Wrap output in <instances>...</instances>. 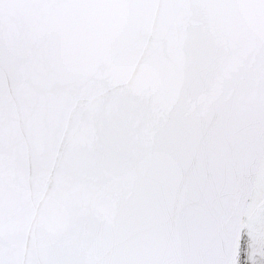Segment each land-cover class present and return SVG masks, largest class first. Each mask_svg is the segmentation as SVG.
Here are the masks:
<instances>
[{"label": "water", "instance_id": "water-1", "mask_svg": "<svg viewBox=\"0 0 264 264\" xmlns=\"http://www.w3.org/2000/svg\"><path fill=\"white\" fill-rule=\"evenodd\" d=\"M264 261V0H0V264Z\"/></svg>", "mask_w": 264, "mask_h": 264}, {"label": "bare ground", "instance_id": "bare-ground-1", "mask_svg": "<svg viewBox=\"0 0 264 264\" xmlns=\"http://www.w3.org/2000/svg\"><path fill=\"white\" fill-rule=\"evenodd\" d=\"M245 242H246L245 239L241 241V246L239 248L238 264H264L262 258L258 256L252 257L250 261H247L246 254L244 252V249L246 247Z\"/></svg>", "mask_w": 264, "mask_h": 264}]
</instances>
